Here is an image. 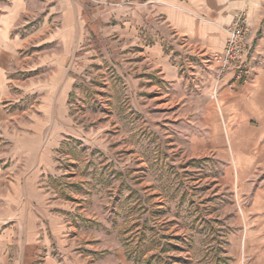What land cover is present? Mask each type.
I'll return each mask as SVG.
<instances>
[{"label":"rangeland","instance_id":"rangeland-1","mask_svg":"<svg viewBox=\"0 0 264 264\" xmlns=\"http://www.w3.org/2000/svg\"><path fill=\"white\" fill-rule=\"evenodd\" d=\"M44 1L32 6L36 23L60 24L54 0ZM74 8L76 35L58 44L55 171L43 185L66 206L85 264H148L154 253L161 258L149 264H264V221L250 208L258 176L248 180L247 169L245 181L237 177L218 130L213 97L226 75L217 77L210 52L191 47L160 14L137 16L130 0H75ZM156 42L175 77L155 66L148 48ZM22 71L23 83L55 68ZM14 89L8 112L39 108L37 93Z\"/></svg>","mask_w":264,"mask_h":264},{"label":"crops","instance_id":"crops-1","mask_svg":"<svg viewBox=\"0 0 264 264\" xmlns=\"http://www.w3.org/2000/svg\"><path fill=\"white\" fill-rule=\"evenodd\" d=\"M46 1L52 4L53 0ZM130 1L137 16L144 11L152 16L160 14L167 27L202 53L224 46L234 11L246 8L254 67L239 83H228L225 76L213 99L221 121L218 130L227 134L237 177H245V181L258 176L250 208L264 221V12L256 0ZM39 2L45 1L4 0L0 11V264H35L37 260L42 264H85L80 240L70 232L76 227L64 214L66 206L43 185L55 171L52 150L58 141L57 101L61 89L57 73L63 58L58 44L69 46L76 35L77 10L75 0H54V9L60 10L56 15L60 24L53 27L49 17H40L38 23L34 20L32 6ZM30 46L44 47L32 54ZM148 52L163 77L177 75V68L169 62L160 43L149 46ZM41 66L55 71L46 74L44 80L33 76L21 82L23 69ZM66 76L61 84L68 81ZM15 86L37 93L39 108L8 112ZM257 259L264 261V242Z\"/></svg>","mask_w":264,"mask_h":264},{"label":"built area","instance_id":"built-area-1","mask_svg":"<svg viewBox=\"0 0 264 264\" xmlns=\"http://www.w3.org/2000/svg\"><path fill=\"white\" fill-rule=\"evenodd\" d=\"M250 32L246 8L237 9L231 22L227 25V37L220 50H214L207 56V61L213 63L217 77H228V83L245 80L254 67Z\"/></svg>","mask_w":264,"mask_h":264},{"label":"trees","instance_id":"trees-1","mask_svg":"<svg viewBox=\"0 0 264 264\" xmlns=\"http://www.w3.org/2000/svg\"><path fill=\"white\" fill-rule=\"evenodd\" d=\"M178 237H180L181 238V236H178ZM155 258H158V260H160V256L158 255L157 256V254H150L149 256H148V258H147V262L146 263H150L151 262V260L153 261V259H155ZM138 259V258H137Z\"/></svg>","mask_w":264,"mask_h":264}]
</instances>
